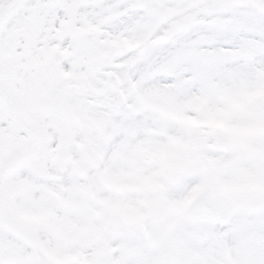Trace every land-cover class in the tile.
Returning <instances> with one entry per match:
<instances>
[{
  "label": "snow or ice",
  "instance_id": "snow-or-ice-1",
  "mask_svg": "<svg viewBox=\"0 0 264 264\" xmlns=\"http://www.w3.org/2000/svg\"><path fill=\"white\" fill-rule=\"evenodd\" d=\"M0 264H264V0H0Z\"/></svg>",
  "mask_w": 264,
  "mask_h": 264
}]
</instances>
